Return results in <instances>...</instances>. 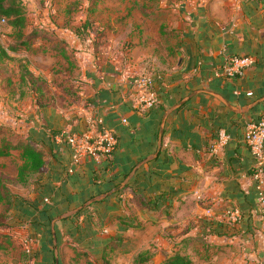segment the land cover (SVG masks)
<instances>
[{
    "label": "crops",
    "instance_id": "0c3cea01",
    "mask_svg": "<svg viewBox=\"0 0 264 264\" xmlns=\"http://www.w3.org/2000/svg\"><path fill=\"white\" fill-rule=\"evenodd\" d=\"M180 2L185 26L176 45V67L154 77L156 102L145 112L130 104L132 76L142 70L139 56L136 64L119 50H102L95 57L88 46L93 33L79 39L61 31L59 38L80 50L59 51L53 63L48 54H39L42 67L37 70L30 65L34 55L23 53L27 73H19L18 81H12L16 74L0 72V113L15 109L22 116L16 131L45 151L42 167L21 193L25 198L10 208L13 225L6 230L22 248L20 259L11 264L29 259L31 264H55L49 218L121 181L154 151L164 109L190 90L208 87L238 106L264 94V0ZM223 54H248L255 62L242 75L223 77L215 72ZM262 114L264 100L234 112L207 92L191 96L166 119L157 156L141 165L120 192L55 222L58 264H135L141 252L148 258L139 264H161L176 251L192 258L202 248L181 242L189 236L228 253L221 264L232 263L238 245L264 264V206L259 207L257 182L248 172L255 155L242 140L246 123ZM91 117L116 133L117 145L111 155H85L66 173L71 147L50 130L79 131ZM220 131L227 132L228 140L215 151ZM228 208H239L237 221L224 216ZM26 242L33 244L28 257Z\"/></svg>",
    "mask_w": 264,
    "mask_h": 264
},
{
    "label": "rangeland",
    "instance_id": "374dc122",
    "mask_svg": "<svg viewBox=\"0 0 264 264\" xmlns=\"http://www.w3.org/2000/svg\"><path fill=\"white\" fill-rule=\"evenodd\" d=\"M26 14L24 31H34L36 36L30 41V49L20 46L17 50L9 48L15 44L12 28L5 20H0V45L7 48L11 55L9 59L0 60V72L18 74L27 68V61L23 53L34 55L30 65L34 70L41 66L39 54L49 55L53 63L59 51L74 53L80 49L71 48L64 38L58 34L66 30L79 39L89 41L92 53L97 56L102 50L116 53L118 50L129 63L136 64V57L141 66V73L148 72L153 75H162L176 67L178 59L176 45L183 34L185 23L181 17L180 0H22ZM208 15L205 16L207 18ZM211 17V16H209ZM72 34V35H73ZM93 38V39H92ZM92 42V45H91ZM109 51V52H110ZM70 55V54H69ZM48 64H46L47 66ZM67 74V73H66ZM11 77V76H9ZM14 114L0 113V121L10 123L0 128V139H20L16 120L22 116L15 113V109H8ZM13 115L12 117L9 115ZM16 119H15V118ZM14 128L15 130L11 129ZM21 126H19V129ZM20 159L14 154L2 161L0 158V180L6 185L3 196L8 193L19 194L25 192L29 182L24 180L21 172L17 170ZM8 170V171H7ZM3 197V199H4ZM0 197V208L3 202ZM11 208V207H10ZM8 214L7 221L12 223L13 218ZM13 225V223L11 224ZM7 226L0 228V264H11L20 259L21 244L10 232ZM10 233V234H9ZM237 253L232 263L227 264H261L254 256L244 254L238 245ZM210 259H203V254L195 255L192 264H221L225 252L218 253L213 247L207 249ZM20 255V256H19Z\"/></svg>",
    "mask_w": 264,
    "mask_h": 264
},
{
    "label": "built area",
    "instance_id": "2783aa9c",
    "mask_svg": "<svg viewBox=\"0 0 264 264\" xmlns=\"http://www.w3.org/2000/svg\"><path fill=\"white\" fill-rule=\"evenodd\" d=\"M254 62L255 58L252 55L223 54L221 63L215 72L223 77H236L242 75L245 69ZM153 81L154 75L148 72L137 73L132 76L134 86L130 93L132 109L142 113L154 105L156 96L152 89ZM57 135L64 139L72 150V158L67 166V173H71L74 165L79 163L85 155H110L117 143L113 130L99 126V120L94 117L88 120L82 130L75 131L69 127H63ZM227 139L228 135L224 131H220L213 149L218 150ZM243 141L255 155V163L250 174L256 179L259 207H262V205L264 206V114L246 123ZM223 214L229 217L231 221H237L240 218L237 208H228ZM262 231H264V224ZM32 245L28 242L23 245L25 252L29 255L32 253ZM23 264H31L30 259Z\"/></svg>",
    "mask_w": 264,
    "mask_h": 264
},
{
    "label": "trees",
    "instance_id": "16d2710c",
    "mask_svg": "<svg viewBox=\"0 0 264 264\" xmlns=\"http://www.w3.org/2000/svg\"><path fill=\"white\" fill-rule=\"evenodd\" d=\"M0 20H5L13 30V34H14V38H15L14 39L15 44L9 45V48L13 49V50H17L18 47L25 46L24 49L29 50L30 49V46H29L30 41L32 38H34L36 36V33L34 32L35 30L34 31L31 30L29 32L24 31L25 26H26V14L24 12V5H23L22 0H0ZM10 56L11 55L8 53L7 48L0 45V60L9 59ZM22 73H27V68H24L22 70L21 74ZM154 77H156V74L154 75ZM157 77L161 78L162 75H157ZM2 126H6V125L3 123H0V128H2ZM61 129L50 130V133H52V135H56L61 131ZM114 134L116 136L115 132H114ZM116 139H117V137H116ZM242 140H243V137H242ZM116 145H117V143H116ZM14 151H16V155L20 159V163L17 167V170L19 172H21L24 180L30 179L35 173H37V171L42 167V165L44 163L43 158L45 155V151H44L43 147L37 141L30 139V138H23V137L20 139L19 138L15 139V140L8 139L7 137L0 139V158L2 159V161L6 160L10 156H12L14 154ZM113 151H112V153H113ZM131 168H132V166H131ZM130 169L124 173V175L122 176V179L130 171ZM65 171L67 173V167L65 168ZM251 171H252V166L250 167L248 172L250 173ZM118 182L119 181L115 182L114 185ZM127 183L123 186V188L127 185ZM123 188L115 191V193L120 192V190H122ZM3 189L6 190V185L0 180V197L2 199L4 197L3 196L4 193L2 192ZM21 198L24 199L25 197H23L19 194L13 195L12 193H10L8 191L7 195L3 199V202H2V205L0 208V228L4 227V226H7V227L11 226L12 223L10 221L8 223V221H7L8 214L10 213V207L15 202V200L19 199L20 201H22ZM81 209H83V208H81ZM50 219L51 218H49V220H48V225L50 223ZM30 222L35 223L37 221L31 220ZM15 223L17 225L21 224L22 219H18V222H15ZM125 225L129 226V222L126 221ZM218 225L219 224H216L215 225L216 229H213L215 232L218 231V229H217ZM131 226H134V224H132ZM191 241L193 243V246L194 247L196 246L197 249L202 248V251H200V250L196 251L195 255L200 256L201 254L204 253L203 259H205V260L210 259L209 255L207 253V249H209L211 247H213L215 249V244L208 242V241H205L200 236H194V237L189 236V237H185V238L181 239V242H183L184 244L186 242L188 243ZM57 245H58V242H57ZM23 252L28 257V253H26L24 250H23ZM147 258H148V256L144 252L138 253L135 256V264H139V263L145 261ZM192 262H193L192 258H190L189 256H187L185 254H182V253L176 251V252H173L170 254H166V256L163 259L161 264H192Z\"/></svg>",
    "mask_w": 264,
    "mask_h": 264
},
{
    "label": "water",
    "instance_id": "95a60500",
    "mask_svg": "<svg viewBox=\"0 0 264 264\" xmlns=\"http://www.w3.org/2000/svg\"><path fill=\"white\" fill-rule=\"evenodd\" d=\"M198 92H207L209 94H212L213 96H215L216 98H218L220 101H222L229 109H231L234 112H245L249 109H251L252 107H254L255 105H257L259 102L264 100V94L255 98L254 100L250 101L249 103L242 105V106H238L233 102H230L227 98H225L221 93L208 88V87H198L196 89H192L190 90L187 94H185L184 96H182L179 100H177L176 102H174L173 104L169 105L168 107H166L162 113L161 119H160V123H159V127H158V132H157V140H156V147L154 149V151H152L151 153L145 155L144 157H142L140 160H138L130 169V171L125 175V177L119 181L118 183H116L114 186H112L111 188L102 191L100 193L94 194L92 196H90L89 198H87L85 201H83L81 204L77 205L76 207L73 208H69L57 215H55L54 217L51 218L50 220V229H51V234H52V242H53V253H54V259H55V264H58V248H57V239H56V232H55V222L58 219H62L65 218L67 216H70L71 214H74L76 212H78L81 208L89 205L90 203L94 202V201H98L103 199L104 197H106L107 195H110L111 193L121 189L127 182L128 180L133 176V174L135 173V171L144 163H146L147 161L153 159L154 157L157 156L160 148H161V144H162V135H163V130H164V125L166 122V119L168 118V116L170 114H172L174 112V110L176 108H178L180 105H182L185 101H187L191 96H193L194 94L198 93Z\"/></svg>",
    "mask_w": 264,
    "mask_h": 264
}]
</instances>
